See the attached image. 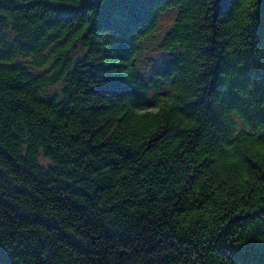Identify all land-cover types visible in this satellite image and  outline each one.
<instances>
[{
  "label": "trees",
  "instance_id": "1",
  "mask_svg": "<svg viewBox=\"0 0 264 264\" xmlns=\"http://www.w3.org/2000/svg\"><path fill=\"white\" fill-rule=\"evenodd\" d=\"M0 264H264V0H0Z\"/></svg>",
  "mask_w": 264,
  "mask_h": 264
},
{
  "label": "rangeland",
  "instance_id": "2",
  "mask_svg": "<svg viewBox=\"0 0 264 264\" xmlns=\"http://www.w3.org/2000/svg\"><path fill=\"white\" fill-rule=\"evenodd\" d=\"M166 25H167V19L164 20L163 26L161 29H159L158 32H156L147 42V46L149 48V51L144 52L143 57H144V62H143V67L142 70L144 72L148 73L150 68L148 66L149 60H154L156 62H159L161 57H162V52L158 51L160 46V38L164 31L166 30Z\"/></svg>",
  "mask_w": 264,
  "mask_h": 264
}]
</instances>
